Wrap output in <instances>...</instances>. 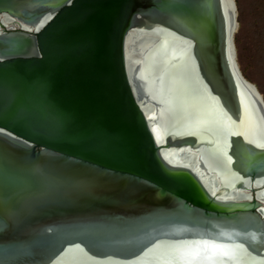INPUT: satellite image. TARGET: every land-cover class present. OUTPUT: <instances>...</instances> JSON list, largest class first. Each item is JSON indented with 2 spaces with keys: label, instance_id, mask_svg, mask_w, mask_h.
<instances>
[{
  "label": "water",
  "instance_id": "water-1",
  "mask_svg": "<svg viewBox=\"0 0 264 264\" xmlns=\"http://www.w3.org/2000/svg\"><path fill=\"white\" fill-rule=\"evenodd\" d=\"M233 5L0 0V264H264Z\"/></svg>",
  "mask_w": 264,
  "mask_h": 264
},
{
  "label": "rangeland",
  "instance_id": "rangeland-1",
  "mask_svg": "<svg viewBox=\"0 0 264 264\" xmlns=\"http://www.w3.org/2000/svg\"><path fill=\"white\" fill-rule=\"evenodd\" d=\"M240 6V28L235 41L238 50L239 64L243 72L263 90L264 93V48L254 50L252 39L253 20H260L264 16V0H236ZM237 3V5H238ZM239 13V14H240ZM264 24V21H263ZM264 37V27L262 26ZM264 47V45H263ZM259 49V48H258Z\"/></svg>",
  "mask_w": 264,
  "mask_h": 264
},
{
  "label": "flooded vegetation",
  "instance_id": "flooded-vegetation-1",
  "mask_svg": "<svg viewBox=\"0 0 264 264\" xmlns=\"http://www.w3.org/2000/svg\"><path fill=\"white\" fill-rule=\"evenodd\" d=\"M262 6L264 7V1L262 2L261 7ZM263 21H264V16L260 20H257L256 18H254V20H253L252 39H253V44H254V47H255L254 50L257 49V51H259V50L261 51V49L264 48L263 47V45H264V37L262 36L263 33L261 32L262 31V26L264 27ZM262 94L264 95L263 92H262Z\"/></svg>",
  "mask_w": 264,
  "mask_h": 264
},
{
  "label": "bare ground",
  "instance_id": "bare-ground-1",
  "mask_svg": "<svg viewBox=\"0 0 264 264\" xmlns=\"http://www.w3.org/2000/svg\"><path fill=\"white\" fill-rule=\"evenodd\" d=\"M230 1V3H231V5H232V7L234 8V5H233V0H229ZM236 11H237V13L239 12V9H236ZM237 20H238V24H237V26H236V32H235V36H236V33L239 31V28H240V22H239V14L237 15ZM14 25H15V23H14ZM234 44H235V49H236V59H237V61L239 62V59H238V50H237V46H236V41H235V39H234ZM137 58L138 59H140V57L139 56H137ZM240 65V64H239ZM241 68V67H240ZM254 83V82H253ZM253 89H254V86H252V85H250ZM258 87V86H257ZM259 89V88H258ZM260 90V89H259ZM263 97H264V95H263ZM142 102V106H144V108H145V110H146V112L148 113V114H153V111H154V108H152L153 106L151 105V104H149V103H147V101H144V100H142L141 101ZM151 106V107H150ZM151 109V110H150ZM153 110V111H152ZM169 153H170V157H172L173 159H174V157H176V155L174 154L175 152H173V150H169ZM168 153V154H169ZM178 159L179 158H177V161H178ZM180 160V159H179ZM206 183L208 184V185H210L211 184V181H209V179L208 178H206ZM243 193V192H242ZM243 196H247V195H249L247 192H245V193H243L242 194ZM240 196V195H239Z\"/></svg>",
  "mask_w": 264,
  "mask_h": 264
},
{
  "label": "trees",
  "instance_id": "trees-1",
  "mask_svg": "<svg viewBox=\"0 0 264 264\" xmlns=\"http://www.w3.org/2000/svg\"><path fill=\"white\" fill-rule=\"evenodd\" d=\"M238 3V2H237ZM238 9H239V11H240V6H239V3H238ZM240 13V12H239ZM240 17H241V13L239 14V21H240ZM243 71V70H242ZM244 73V75L248 78V76L245 74V72H243ZM249 80H250V78H248ZM250 81H252V80H250ZM259 88V87H258ZM260 89V88H259ZM260 91L261 92H263V90L262 89H260Z\"/></svg>",
  "mask_w": 264,
  "mask_h": 264
}]
</instances>
